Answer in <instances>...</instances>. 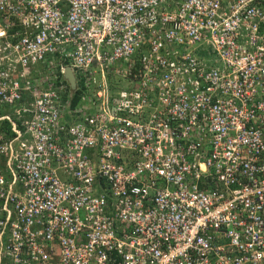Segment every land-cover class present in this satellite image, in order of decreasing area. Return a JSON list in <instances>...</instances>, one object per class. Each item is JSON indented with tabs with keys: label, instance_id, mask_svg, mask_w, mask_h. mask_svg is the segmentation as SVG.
<instances>
[{
	"label": "built area",
	"instance_id": "2783aa9c",
	"mask_svg": "<svg viewBox=\"0 0 264 264\" xmlns=\"http://www.w3.org/2000/svg\"><path fill=\"white\" fill-rule=\"evenodd\" d=\"M0 264H264V0H0Z\"/></svg>",
	"mask_w": 264,
	"mask_h": 264
},
{
	"label": "trees",
	"instance_id": "16d2710c",
	"mask_svg": "<svg viewBox=\"0 0 264 264\" xmlns=\"http://www.w3.org/2000/svg\"><path fill=\"white\" fill-rule=\"evenodd\" d=\"M57 82H58V80H56V83H55V84H57ZM110 82H111V83H109L108 88H110V91L113 92V91H114L113 87H114V84H115V80H114V79H110ZM65 83H66V82H65ZM111 87H112V88H111ZM81 90H82L81 88H77V90L74 91L73 95L71 96V100H70V102H69V107H70V108H73L74 105L78 102L79 95H80V93L82 92ZM113 93H114V92H113ZM113 93H109V94L112 95ZM64 95H66V92H64ZM62 98H63V100H64V97H62ZM66 117H67V116H66ZM67 118H68V117H67Z\"/></svg>",
	"mask_w": 264,
	"mask_h": 264
},
{
	"label": "rangeland",
	"instance_id": "374dc122",
	"mask_svg": "<svg viewBox=\"0 0 264 264\" xmlns=\"http://www.w3.org/2000/svg\"><path fill=\"white\" fill-rule=\"evenodd\" d=\"M196 54L200 56H210L214 57V52L210 50L209 48H206L203 44H198L196 47ZM202 58V57H201Z\"/></svg>",
	"mask_w": 264,
	"mask_h": 264
},
{
	"label": "water",
	"instance_id": "95a60500",
	"mask_svg": "<svg viewBox=\"0 0 264 264\" xmlns=\"http://www.w3.org/2000/svg\"><path fill=\"white\" fill-rule=\"evenodd\" d=\"M64 77L67 80L69 87L70 88H73V86H74V79H73V75L71 73V70L68 67H66L64 69Z\"/></svg>",
	"mask_w": 264,
	"mask_h": 264
}]
</instances>
